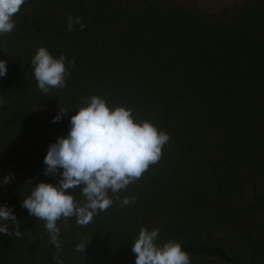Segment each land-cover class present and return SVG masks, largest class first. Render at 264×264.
Returning <instances> with one entry per match:
<instances>
[{"label":"trees","instance_id":"1","mask_svg":"<svg viewBox=\"0 0 264 264\" xmlns=\"http://www.w3.org/2000/svg\"><path fill=\"white\" fill-rule=\"evenodd\" d=\"M69 16L86 27L69 31ZM13 21L0 35V206L21 235L0 233V264H57L45 222L21 204L57 183L43 158L93 95L170 139L119 192L133 202L109 192L113 205L88 225L57 221L63 264H135L141 227L159 229L157 245L178 242L190 264H264V0H26ZM39 47L65 57V86L46 94L31 66Z\"/></svg>","mask_w":264,"mask_h":264},{"label":"clouds","instance_id":"2","mask_svg":"<svg viewBox=\"0 0 264 264\" xmlns=\"http://www.w3.org/2000/svg\"><path fill=\"white\" fill-rule=\"evenodd\" d=\"M25 2L0 0V35L14 30L13 17ZM74 24H79L81 30L86 27L81 18L69 16V31L73 30ZM31 66L37 88L42 93L65 86L64 56L54 58L45 47H39L31 59ZM6 74V61L0 60V77ZM67 113L60 107L52 122H59ZM69 124L67 135L50 143L43 158V174H58L57 183H37L21 204L29 215L45 222L50 242L57 248L53 257L57 264H63L58 255L61 246L57 221L63 220L65 229L68 219L73 217L77 225H88L98 212L113 205L109 192L120 200L121 206L133 202L134 197L121 199L119 192L139 179L150 164L161 159L162 148L170 139L166 132L158 131L150 122L134 121L130 109L120 106L110 109L103 98L95 95L86 101V106L75 111ZM10 175L5 176L3 183L9 182ZM77 187L83 200L77 201L73 191H69ZM0 221L5 222L0 223V233L20 237L18 225L14 232L9 231L7 222L17 223L10 206H0ZM158 236L159 229L140 228L131 245L135 264H190L188 254L178 242L168 240L157 245ZM87 244L78 243L76 251L84 252Z\"/></svg>","mask_w":264,"mask_h":264}]
</instances>
